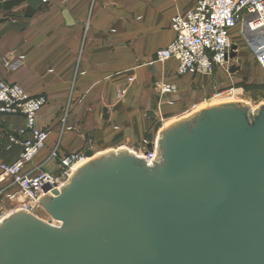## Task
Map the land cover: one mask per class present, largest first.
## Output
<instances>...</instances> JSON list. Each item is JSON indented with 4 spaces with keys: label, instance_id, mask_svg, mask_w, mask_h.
<instances>
[{
    "label": "water",
    "instance_id": "obj_1",
    "mask_svg": "<svg viewBox=\"0 0 264 264\" xmlns=\"http://www.w3.org/2000/svg\"><path fill=\"white\" fill-rule=\"evenodd\" d=\"M42 6L0 0L9 12L0 38L26 27L12 16ZM156 144L153 165L128 149H87L70 180L42 196L48 219L26 210L3 219L0 264H264V103L202 107L166 125Z\"/></svg>",
    "mask_w": 264,
    "mask_h": 264
},
{
    "label": "crops",
    "instance_id": "obj_2",
    "mask_svg": "<svg viewBox=\"0 0 264 264\" xmlns=\"http://www.w3.org/2000/svg\"><path fill=\"white\" fill-rule=\"evenodd\" d=\"M197 2L47 0L31 18L12 16L27 25L1 36L0 70L9 83L48 99L37 116L38 127L50 130L47 145L24 171L57 172L59 159H49L55 148L60 155L87 149L96 155L138 151L145 138L154 136L155 143L166 125L211 105L216 93L236 86L240 71L230 72L228 65H217L213 74L180 75L176 59H154L157 50L175 38L172 18L185 15ZM26 6L24 1L10 12L19 15ZM8 15L0 10V18ZM6 24H0V30ZM239 30L231 32L234 44L239 46L241 38L254 50L250 34ZM11 55L19 60L14 71L3 67V60ZM160 83H172L176 91L161 97ZM150 111L153 115H148ZM25 127L23 115H0V163L19 157L22 148L10 147V135ZM2 188L14 192L17 187L3 178L0 168Z\"/></svg>",
    "mask_w": 264,
    "mask_h": 264
},
{
    "label": "built area",
    "instance_id": "obj_3",
    "mask_svg": "<svg viewBox=\"0 0 264 264\" xmlns=\"http://www.w3.org/2000/svg\"><path fill=\"white\" fill-rule=\"evenodd\" d=\"M239 25L242 34H250L258 62L264 67V0H198L185 15L172 18L175 38L167 47L157 50L154 59L160 62L176 59L180 75L213 74L217 65L230 68L234 46L231 32ZM18 66L19 60L14 55L3 60L6 70L14 71ZM157 90L164 97L175 92L176 86L160 83ZM220 95L221 92L217 94ZM47 103L45 95H30L19 84L9 83L0 70V115H23L26 119V127L10 135V147L20 145L22 148L19 157L10 163H0L3 178H9L17 187L14 192H8L6 188L0 190V223L17 210L43 216L42 196L65 185L79 167L78 163L86 158L85 152L60 155L59 148H55L49 159H59L57 172L45 169L33 173L24 171L47 145L50 130L37 125V116ZM138 152H144V156H138L149 165L159 160L157 144L146 138ZM20 195L24 197L22 200Z\"/></svg>",
    "mask_w": 264,
    "mask_h": 264
},
{
    "label": "rangeland",
    "instance_id": "obj_4",
    "mask_svg": "<svg viewBox=\"0 0 264 264\" xmlns=\"http://www.w3.org/2000/svg\"><path fill=\"white\" fill-rule=\"evenodd\" d=\"M238 27H240L239 32H241V25ZM237 43L239 44V49L237 50V57L233 60H235V64H239L238 59L242 60L239 64V67H241L239 69L241 80L236 83V86L226 89L222 95L215 96L211 101L212 104L237 101L249 105L253 110H256L260 104L264 103V67L260 65L257 55L248 43L242 41L241 38ZM197 111L196 108L193 112ZM160 124L163 125L162 122ZM161 125H158V127ZM146 139L153 142L154 136ZM42 215L44 219L49 218V215L45 212H42Z\"/></svg>",
    "mask_w": 264,
    "mask_h": 264
},
{
    "label": "bare ground",
    "instance_id": "obj_5",
    "mask_svg": "<svg viewBox=\"0 0 264 264\" xmlns=\"http://www.w3.org/2000/svg\"><path fill=\"white\" fill-rule=\"evenodd\" d=\"M200 108H201V106L198 107L197 109L199 110ZM154 144H156V142H155ZM132 152L135 153V154H137V155H143V156H144V152H138L137 150H132ZM88 160H89L88 157L84 158L81 162L78 163L77 166L82 165L83 163L87 162ZM45 213H46V212H45ZM38 215H40V214L38 213ZM53 223H54V224H60V223L57 222V221H53Z\"/></svg>",
    "mask_w": 264,
    "mask_h": 264
}]
</instances>
